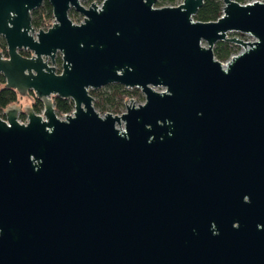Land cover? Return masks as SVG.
<instances>
[{"label":"water","instance_id":"obj_1","mask_svg":"<svg viewBox=\"0 0 264 264\" xmlns=\"http://www.w3.org/2000/svg\"><path fill=\"white\" fill-rule=\"evenodd\" d=\"M84 1L0 0V89L43 105L0 118V264H264V3L199 22L203 0ZM219 42L242 51L223 65ZM113 84L144 103L100 116Z\"/></svg>","mask_w":264,"mask_h":264},{"label":"trees","instance_id":"obj_2","mask_svg":"<svg viewBox=\"0 0 264 264\" xmlns=\"http://www.w3.org/2000/svg\"><path fill=\"white\" fill-rule=\"evenodd\" d=\"M99 0H88V4L91 5ZM238 3H242V0H236ZM177 0H157L158 6H176ZM222 0H203L202 7L198 10L197 14L194 17L195 21L199 22H211L217 20L221 16L222 11ZM52 19V10L51 6L47 1H44L42 5L31 12V25L35 31L43 29L47 30L48 25L46 21ZM235 48L232 44L219 42L215 46L213 51L214 57L219 61L228 60L232 55V49ZM0 51L6 57V47L3 40H0ZM22 56L28 57V53L21 52ZM56 67L58 71L61 70V61L60 59L56 60ZM4 78L0 75V85H4ZM110 92H106L105 88H100L97 90H90L89 94L93 97V107L94 109H99L100 111L105 112L106 106H113L122 100V93L125 92L123 86L113 84L106 86ZM34 99V104L31 107L35 113H40L43 109V105L34 98L33 94H29ZM18 101V95L14 90L6 89L2 87L0 89V118L4 119L3 112L6 107L16 104ZM53 106L55 113L57 115H67L73 111V103L70 100H62L58 97H54ZM117 114L116 110L112 112ZM19 119H25L24 114L19 115Z\"/></svg>","mask_w":264,"mask_h":264},{"label":"rangeland","instance_id":"obj_3","mask_svg":"<svg viewBox=\"0 0 264 264\" xmlns=\"http://www.w3.org/2000/svg\"><path fill=\"white\" fill-rule=\"evenodd\" d=\"M234 1H236V0H234ZM252 1L253 0H242V3H245V2L248 3V2H252ZM181 2H182V0H177V4L176 5L180 4ZM81 5H83L84 7L87 8L89 6L88 0H85L84 2H81ZM154 7L161 8V7H168V6H161L160 7V6L157 5V0H156V3L154 5ZM68 17L75 24H79V23H81L83 21V17L80 14L76 13L75 11H73V10H70L69 11ZM53 22H54V20H53V17H52V19H48L46 21V25H48L49 27H51V25L53 24ZM41 30H43V29H41ZM228 37H230V38H233L234 37V38L240 39V40H242L244 42H253V41H255V39L253 37H250V36H247V35L246 36L239 35V34H236V33L229 34ZM202 44L205 45V43H202ZM233 46H235V48L232 49V55H237L238 53H240L242 51V49H241L240 46H236V45H233ZM214 50H215V47L213 48V51ZM23 52L24 53H28L29 56L31 55V53H29L27 51H23ZM226 61L227 60L220 61V62L224 65L226 63ZM55 69H56V72L59 73L58 67H56V65H55ZM103 88H105V91L106 92H108V93L110 92L108 89H106V87H103ZM155 90L158 91V92L164 91L163 88H156ZM121 99L122 100H120L117 104H114L113 106H108L107 105L105 112L100 111L99 109H95V111L98 112L100 114V116H104L107 113L113 114L112 112H114V110H116L117 114H113V115H121L122 113L125 112V108H126L125 105H129V104L133 103L135 106H138L140 104H143L144 103V100H145L144 95L140 92L139 89H136V88H133V89L125 88V92L122 93V98ZM129 99H131L132 102H130ZM51 100L53 102L54 101V97H52ZM124 102H125V104H124ZM33 104H34V99L29 95L28 97H19L18 96V101L14 105L19 106L20 109H21V111H22L25 106L32 107ZM71 113H69L67 115H70ZM36 114H42V111L40 113H36ZM64 116L65 115H62V116L57 115V117L59 119H61V120L64 119ZM18 120H19L20 123H23V124H25L26 121H27L26 120V116H25V119H19L18 118ZM123 126L124 125L122 123L121 128H123Z\"/></svg>","mask_w":264,"mask_h":264},{"label":"built area","instance_id":"obj_4","mask_svg":"<svg viewBox=\"0 0 264 264\" xmlns=\"http://www.w3.org/2000/svg\"><path fill=\"white\" fill-rule=\"evenodd\" d=\"M102 1L103 0H99L98 2H95L94 4H97L98 6H100L101 5V3H102ZM253 2H259V3H264V0H253L252 2H248V3H242V5H244V4H249V3H253ZM239 4H241V3H239ZM244 36H246V35H244ZM232 56H235V55H231L230 56V58L232 57ZM228 61V60H227ZM226 61V62H227Z\"/></svg>","mask_w":264,"mask_h":264},{"label":"flooded vegetation","instance_id":"obj_5","mask_svg":"<svg viewBox=\"0 0 264 264\" xmlns=\"http://www.w3.org/2000/svg\"><path fill=\"white\" fill-rule=\"evenodd\" d=\"M57 59H60V57H59V56L56 57V59H55V63H56V60H57Z\"/></svg>","mask_w":264,"mask_h":264}]
</instances>
